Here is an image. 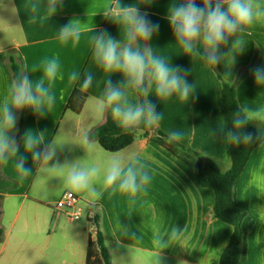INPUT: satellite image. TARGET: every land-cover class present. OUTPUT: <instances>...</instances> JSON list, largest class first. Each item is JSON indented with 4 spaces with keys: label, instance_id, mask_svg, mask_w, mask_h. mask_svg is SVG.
Here are the masks:
<instances>
[{
    "label": "crops",
    "instance_id": "crops-1",
    "mask_svg": "<svg viewBox=\"0 0 264 264\" xmlns=\"http://www.w3.org/2000/svg\"><path fill=\"white\" fill-rule=\"evenodd\" d=\"M45 2L0 0V99L7 94L13 80L9 54L18 58L23 71L28 70L33 79L40 75L31 71L33 66L53 56L59 58L64 75L63 80L57 79L52 86L56 100L48 115L40 117L26 109L18 142L20 153L24 154V134L29 131L43 133L45 143L57 146L54 160L49 165L32 162L28 154L27 162L32 171L24 179H20L14 170V158L1 166V175L14 181L16 188L3 195L0 228L4 235L0 241V264H16L18 261L31 264L35 259L50 257L57 259L56 264H86L88 241L97 231L94 219L99 220L113 264H153L158 251L153 244L154 237L170 233L174 226L183 229V235L162 250L161 264H219L234 228L214 217L215 192L200 186L191 165L151 137L156 131L167 135L180 131L183 138L179 143L212 159L222 173H227L232 167L231 144L222 136L214 135L219 127L230 128L221 102L222 87L223 83L235 87L240 106H264V87L256 85L251 71L237 83L239 74L246 72L252 63L253 68L264 66V24L257 23L242 34L245 50L236 54L231 69L230 56L225 58L226 64L222 61L212 67L199 56L184 55L174 41L166 17L169 5L179 0H155L151 6L141 5L140 11L159 24V32L150 41L154 51L174 67L186 70L187 81L195 91L187 103L176 96L158 101L150 95V102L156 104V110L162 114L159 125L152 129L150 137H145L139 130L131 145L112 153L102 148L93 137L96 129L106 123L108 113L103 119H97L90 111L89 100L102 93L106 79L94 62L91 36L94 30L95 34L107 30L113 38H120L119 27L103 15L116 6L117 0H64L51 19L41 22L39 16L43 14ZM33 3L40 5L36 14L30 10ZM121 3L139 5L142 0H121ZM197 3L202 5V0ZM73 19L81 22L80 41L75 45L71 41L62 44L58 30ZM229 49L230 44L222 46L221 51L227 53ZM73 71L80 73V80L70 84L68 76ZM87 72L94 74L93 84L84 91L87 94L84 108L76 114L67 109V104ZM111 79L117 83L122 77L114 74ZM130 98L133 102H140L138 93L132 92ZM20 113H17L16 138ZM251 124L257 130L258 125ZM85 132L93 142L90 152L80 143V136ZM112 155H119L126 161L135 155L141 160L152 176L145 191L134 199L119 193L110 196L97 182L95 187L99 195L76 193L81 198L80 206L87 220L84 226L55 208L57 201L69 190L61 189L64 182L60 173L50 168L52 164L78 159L103 165ZM53 192L57 195L55 199H47ZM261 192H264V141L253 152L236 186L239 207L246 214L243 228L248 229L247 257L240 264H264V209H261L264 195H260ZM49 206L54 208L53 212L47 208ZM123 226L134 232L136 239L124 235ZM16 227V233L8 240L7 230ZM66 255L69 261L65 259Z\"/></svg>",
    "mask_w": 264,
    "mask_h": 264
},
{
    "label": "clouds",
    "instance_id": "clouds-1",
    "mask_svg": "<svg viewBox=\"0 0 264 264\" xmlns=\"http://www.w3.org/2000/svg\"><path fill=\"white\" fill-rule=\"evenodd\" d=\"M155 0H142L139 5H124L117 0L116 6L103 15L119 27L120 38H113L107 30L91 36L93 59L96 66L105 74L102 93L90 98V111L93 117L103 119L106 113L125 132H136L143 126L147 129L157 127L162 119L156 104L150 102L149 96L154 95L158 101H166L173 96L187 103L195 91L187 81V71L174 67L168 59L158 55L150 41L159 32V24L152 22L146 12L140 11L141 5L151 6ZM64 0H46L41 22L51 19L62 7ZM33 14L40 11V5L30 6ZM33 19L36 16L33 15ZM174 41L186 56H199L207 65L216 66L230 56V69L236 62V54H242L246 43L241 39L246 29L257 23L264 24V3L261 0H179L168 7L167 17ZM82 35L81 22L70 20L58 30V39L62 44L79 43ZM227 53L222 46H228ZM226 64V63H225ZM229 67L228 65H226ZM32 72L40 75L33 79L28 70L19 72L11 81L7 94L0 99V164L7 165L13 159L14 170L20 179L31 175L28 166V154L32 162L48 164L57 155V146L45 143L43 133L31 131L22 137L24 154L20 153V143L16 138L17 113L30 109L40 117L48 115L55 104L56 97L52 86L57 79H64L58 57L43 59L33 66ZM252 76L258 87H264V66L251 69ZM119 74L122 79L113 83L111 77ZM80 80V73L71 72L68 76L70 84ZM94 74L83 75L79 91L89 89ZM132 92L144 99L133 102ZM250 123L258 125L257 131L247 132ZM214 135L236 146L253 144L264 140V106L256 108L238 106L231 114V127H219ZM183 133L173 131L168 134V142H178ZM80 143L90 152L93 142L85 132L80 136ZM43 145V147H41ZM50 168L60 173L65 187L71 193L87 192L99 195L96 183L100 182L109 195L117 193L134 199L138 193L146 190L152 180L145 165L135 155L127 161L119 155H112L103 165L74 161H57ZM260 195H264L261 192ZM264 209V207H261ZM131 214H129V217ZM124 227V226H123ZM124 235L136 239V234L124 227ZM183 229L174 226L170 233L157 234L153 244L158 249L153 264H161L163 249L178 241Z\"/></svg>",
    "mask_w": 264,
    "mask_h": 264
},
{
    "label": "trees",
    "instance_id": "trees-1",
    "mask_svg": "<svg viewBox=\"0 0 264 264\" xmlns=\"http://www.w3.org/2000/svg\"><path fill=\"white\" fill-rule=\"evenodd\" d=\"M8 60L14 79L19 72L23 71V67L18 58L13 54L8 55ZM252 68L253 63L246 72L239 74L237 83L242 81ZM139 98L140 101L144 99L141 95H139ZM86 99L87 94L75 88L68 101L67 109L76 114H80L84 108ZM221 102L229 126L231 127V114L240 106L233 85L223 83ZM25 116L26 109L20 113V126L17 135L18 142L24 126ZM139 130L144 132L145 137H150L152 129L141 126ZM139 130L133 133L125 132L112 120L109 112L106 123L96 129L93 137L99 142L102 148L108 152L114 153L131 145ZM245 131L255 133L257 130L250 123L246 126ZM151 138L189 163L194 171L198 184L204 188H210L215 192L216 199L213 208L214 217L234 228L230 242L220 257L219 264H240L247 257L248 229L243 228L246 214L239 207L236 196V186L253 152L264 140H259L253 144H241L240 146L231 144L232 167L227 173H222L218 165L212 159L198 155L190 147L184 146L179 142L169 143L168 135L162 131H156L155 135ZM189 159H191V162ZM1 166L2 164H0V216L4 193L16 188V183L14 181L6 179L1 175ZM93 222L96 225L97 231L94 238L93 236L89 238L86 264H113L105 244L103 232L99 227V220L94 219ZM3 235L4 232L0 228V241H2Z\"/></svg>",
    "mask_w": 264,
    "mask_h": 264
},
{
    "label": "built area",
    "instance_id": "built-area-1",
    "mask_svg": "<svg viewBox=\"0 0 264 264\" xmlns=\"http://www.w3.org/2000/svg\"><path fill=\"white\" fill-rule=\"evenodd\" d=\"M81 198L76 193L65 192L56 203L55 208L64 210L70 220H80L83 217V208L80 206Z\"/></svg>",
    "mask_w": 264,
    "mask_h": 264
},
{
    "label": "rangeland",
    "instance_id": "rangeland-1",
    "mask_svg": "<svg viewBox=\"0 0 264 264\" xmlns=\"http://www.w3.org/2000/svg\"><path fill=\"white\" fill-rule=\"evenodd\" d=\"M60 187H62L61 189H67L66 187H65V185H64V183H63V185H61ZM56 190V189H55ZM56 192V191H55ZM55 192H53V193H51V196L49 197V198H47V199H49V200H51V199H55V197L57 196V195H55ZM59 201V200H58ZM57 201V202H58ZM47 208H49L50 210H52V212H53V210H54V208H52V207H47ZM62 211H64V210H62ZM65 212V211H64ZM86 218L85 217H83V218H81L79 221H77V224H80L81 226H84L85 224H86ZM17 227L15 228V230L14 229H12V230H10V228L7 230V239L9 240L10 238H12L13 237V235L12 234H15L16 233V231H17ZM30 240H31V238H30ZM58 244H61V242H58ZM65 259L67 260V261H69L70 260V258H69V256H65ZM57 263V259H55V258H52V257H50V258H48V259H35L34 261H32L31 262V264H56ZM16 264H21V262L20 261H18ZM58 264H59V262H58Z\"/></svg>",
    "mask_w": 264,
    "mask_h": 264
}]
</instances>
